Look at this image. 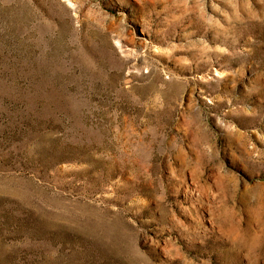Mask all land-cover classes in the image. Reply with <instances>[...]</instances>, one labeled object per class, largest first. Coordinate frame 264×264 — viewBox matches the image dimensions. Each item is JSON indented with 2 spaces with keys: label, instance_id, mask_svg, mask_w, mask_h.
<instances>
[{
  "label": "rangeland",
  "instance_id": "obj_1",
  "mask_svg": "<svg viewBox=\"0 0 264 264\" xmlns=\"http://www.w3.org/2000/svg\"><path fill=\"white\" fill-rule=\"evenodd\" d=\"M0 264H264V0H0Z\"/></svg>",
  "mask_w": 264,
  "mask_h": 264
}]
</instances>
